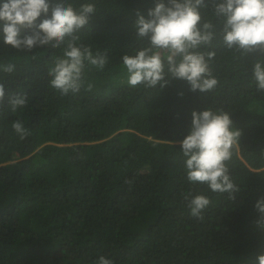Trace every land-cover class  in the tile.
Returning a JSON list of instances; mask_svg holds the SVG:
<instances>
[{"label": "trees", "instance_id": "1", "mask_svg": "<svg viewBox=\"0 0 264 264\" xmlns=\"http://www.w3.org/2000/svg\"><path fill=\"white\" fill-rule=\"evenodd\" d=\"M69 2L95 5L77 43L107 56L103 69L85 61L78 92L50 86L63 45L17 50L0 38V264H98L101 256L113 264H257L264 253L255 207L264 198V91L253 66L264 53L228 49L217 25L211 45L198 49L215 52L213 90L193 92L176 78L163 88L132 87L122 56L147 45L134 24L157 0ZM219 2L204 0V20L215 23ZM8 64L11 73L3 70ZM16 95L26 104L13 111ZM207 108L229 113L241 132L226 162L239 187L235 199L186 178L180 141L192 112ZM17 120L23 139L12 127ZM189 192L210 200L202 219L190 214Z\"/></svg>", "mask_w": 264, "mask_h": 264}, {"label": "clouds", "instance_id": "2", "mask_svg": "<svg viewBox=\"0 0 264 264\" xmlns=\"http://www.w3.org/2000/svg\"><path fill=\"white\" fill-rule=\"evenodd\" d=\"M206 7L204 0H157L155 6L148 9L147 17L137 12L134 24L137 38H147L148 43L134 55L122 56L130 86L144 84L149 88L157 85L163 88L176 78L186 80L193 92L213 90L218 81L211 75L209 61L215 57V52L198 49L211 45L217 25L228 49L242 54L255 50L264 53V0L214 3L215 23L203 19L201 8ZM95 12L92 3L75 7L69 0H0V38L17 50L31 51L44 46L60 48L63 45V56L53 60L54 66L48 72L50 86L61 94L76 93L81 86L85 61L98 69H103L107 63L106 55L99 52L93 55L90 46L77 43L80 39L77 34ZM41 16L44 18L39 19ZM23 29L32 31L22 35ZM14 68V64L3 66L7 73ZM253 78L257 90L264 91V61L254 63ZM4 97L5 88L0 84V102ZM9 103L16 111L26 104V98L16 95ZM232 123L229 113L222 110H194L190 131L180 145L186 157L188 181L206 184L213 192H227L230 199H235L239 187L231 180L226 162L231 159L241 132L233 128ZM12 127L21 139L27 135L21 121L13 122ZM184 199L188 201L190 214L202 219V210L210 200L203 194L193 196L190 192ZM255 207L261 214L256 223L264 226V198L257 200ZM98 264L113 262L101 256ZM257 264H264V253L258 254Z\"/></svg>", "mask_w": 264, "mask_h": 264}, {"label": "rangeland", "instance_id": "3", "mask_svg": "<svg viewBox=\"0 0 264 264\" xmlns=\"http://www.w3.org/2000/svg\"><path fill=\"white\" fill-rule=\"evenodd\" d=\"M125 80H126V81L128 80V76L125 78ZM48 257H49V258H53L54 255H49ZM43 260H44V256H43Z\"/></svg>", "mask_w": 264, "mask_h": 264}]
</instances>
